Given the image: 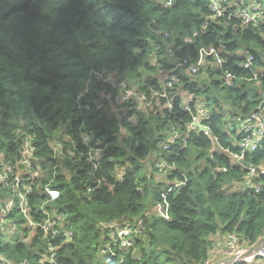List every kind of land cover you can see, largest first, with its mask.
Returning <instances> with one entry per match:
<instances>
[{"label":"trees","instance_id":"trees-1","mask_svg":"<svg viewBox=\"0 0 264 264\" xmlns=\"http://www.w3.org/2000/svg\"><path fill=\"white\" fill-rule=\"evenodd\" d=\"M212 15L211 0H0V167L20 157L25 136L36 143L42 163L53 159L55 139L70 138L77 154L84 133L93 145H108L96 175L86 157L58 159L54 184L61 197L46 207L72 239L44 237L40 227L34 234L16 214L25 236L12 235L0 252L32 264H105L103 249L118 223H142L144 232L132 245L116 248L122 264H205L230 233L247 246L264 237V189L242 190L245 170L232 156L241 152V135L231 125L234 115L264 105V15L257 23L233 9ZM250 55L254 61L245 65ZM184 59L198 72L177 70L185 86L175 99L191 95L210 109L212 137L190 131L192 115L178 105L170 112L161 103L144 109L134 124L136 99L124 105L105 100L118 90L93 79L95 72H115L128 88L150 93ZM162 159L176 168L160 177L156 162ZM246 160L264 165V141ZM119 172L126 174L120 179ZM100 178L102 185L90 192ZM45 197L39 191L31 196L40 221L47 217Z\"/></svg>","mask_w":264,"mask_h":264},{"label":"built area","instance_id":"built-area-1","mask_svg":"<svg viewBox=\"0 0 264 264\" xmlns=\"http://www.w3.org/2000/svg\"><path fill=\"white\" fill-rule=\"evenodd\" d=\"M247 3V0H211L212 17L221 16L230 9H233L245 22L257 23L264 15V5L256 4L249 6ZM253 61L254 55H250L244 64L250 65ZM183 67L185 68L183 72L186 75L192 76L198 72L199 66L190 63L189 59H184L183 62L176 64V67L167 73L160 88L154 89L150 93H140L135 89L128 88V82L121 80L115 72H95L93 73V79L97 78L107 82L112 85L113 89L118 90L117 92L110 90L106 93L105 100L114 101L116 105H124L132 98L136 99V104L131 108L134 111V115L131 118L134 124H138L139 122L138 112H142L144 109H147V111L151 109L153 111L157 103L159 105L161 103L163 108L169 112L175 110L178 105L183 111L192 115V121L187 123L190 131L203 132L212 137L210 127L206 124V121L210 117V109L204 104H200L199 100H194V97L191 95L182 96L178 100L175 99L178 96L177 92L181 87L185 86L181 77L183 75H180L177 71H181L180 68ZM259 76V73L256 72L253 78L257 79ZM84 92L86 93L87 90ZM163 100L165 103L162 102ZM104 107L103 99L98 103V108L104 109ZM127 114L128 112L124 113V115ZM195 123L206 126L208 129L201 131ZM231 125L233 128H237L238 133L241 135L236 141V145L240 148L241 152H232V156L236 163L245 170L241 178L242 190L260 193L264 189V165H255L247 161L246 153L257 151L264 141V105H261L256 111L249 114L234 115ZM173 130V140H175L179 136V131L175 127ZM82 139L83 149H80L79 154L71 148V145L74 147L77 145L73 141L70 145V138L67 140L55 139L51 141L53 159L46 160L43 158V163H46L43 165L42 162L37 161L39 157L37 156L38 147L36 143L30 136H25L20 150V157L14 163L2 161V166L0 167V193H2L0 195V246L3 242H7L8 238L12 235L25 236L19 230V227L22 225H25L34 234L35 230L40 227L44 233V237L50 235L57 236L64 233L69 239L73 238L72 231H64L61 227V218L52 216L46 205L61 197V190L54 184L59 173L57 167L59 163L58 159L64 157L82 160L83 157H86L93 166V175H96L103 167L102 160L108 146L107 143H104L103 140H98V143L93 145L87 133L82 135ZM213 140L217 141L216 138H213ZM164 148L170 149V143L166 144ZM2 157H0V161ZM248 162H250V165H248ZM156 164L160 177L167 173L169 169L174 170L176 168L165 160L157 161ZM125 174L124 172H119L118 178H123ZM45 178H48L49 182L43 186ZM102 183L103 179L100 178L97 180V185L89 186L88 190L93 192ZM36 191L46 196L41 206L42 210L47 214V217L43 221L36 219L32 212L31 196ZM159 209L164 211L161 206ZM16 214L23 216L24 222L22 225L16 222L14 217ZM118 224L120 228L114 229L111 232L110 247L103 249L107 254L105 264H122L125 257L120 252H117L116 248H119V251H121L127 245H132L134 239L142 235L145 229L142 223L136 225L129 223L126 225ZM30 237L28 236V239ZM257 245L258 243L247 246L243 244L241 238L236 233H230L225 239H220L216 242L215 250L205 264L255 263L259 258L264 259V245L260 249H256ZM48 253H51L49 259L55 261L57 250L54 244L49 245ZM226 258H230V260L224 261ZM0 264L32 263L29 260L14 261L6 254L0 252Z\"/></svg>","mask_w":264,"mask_h":264},{"label":"water","instance_id":"water-1","mask_svg":"<svg viewBox=\"0 0 264 264\" xmlns=\"http://www.w3.org/2000/svg\"><path fill=\"white\" fill-rule=\"evenodd\" d=\"M195 125L201 130V131H206L208 129V127L200 125L198 123H195ZM248 165H250V162H248ZM264 245V237L258 242V245L256 246V249H260L262 246ZM230 258H226L224 259V261H229ZM218 264V263H215Z\"/></svg>","mask_w":264,"mask_h":264},{"label":"rangeland","instance_id":"rangeland-1","mask_svg":"<svg viewBox=\"0 0 264 264\" xmlns=\"http://www.w3.org/2000/svg\"><path fill=\"white\" fill-rule=\"evenodd\" d=\"M216 78H218V77H216ZM157 105H159L158 103H157ZM156 107V106H155ZM155 109V108H154ZM149 111H151V109H149ZM162 160H165L166 162H168L166 159H162ZM162 160H159V161H162ZM169 163V162H168ZM156 166H157V164H156ZM170 170V169H169ZM48 172V171H47ZM241 189V188H240Z\"/></svg>","mask_w":264,"mask_h":264}]
</instances>
